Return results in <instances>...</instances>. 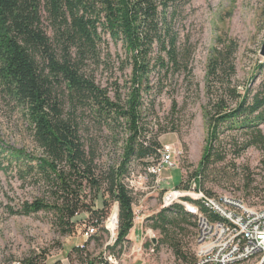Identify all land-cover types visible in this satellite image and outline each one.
<instances>
[{"label": "trees", "instance_id": "obj_1", "mask_svg": "<svg viewBox=\"0 0 264 264\" xmlns=\"http://www.w3.org/2000/svg\"><path fill=\"white\" fill-rule=\"evenodd\" d=\"M189 2L0 0V97L23 109L33 139L43 154L36 163L21 151H14L11 156L24 157L20 169L24 167L26 173L56 182L60 192L53 201L38 198L26 201L18 212L24 215L53 212L65 225L64 233H74L71 221L76 214L89 212L80 232L93 224L107 235L101 223L108 216L109 202L113 201L118 206L117 236L114 244L106 248L113 252L116 246L128 242L135 203L133 189L124 182L128 167L138 161L147 170L157 163L162 151L157 134L166 132L159 129L153 133L157 123L144 121L143 113L152 108V103L145 108L143 97L171 70H177L180 64L187 67L190 55L179 43L174 20ZM120 44L124 58L110 48ZM223 44L226 45L213 48L207 65L208 81L213 74L220 75L218 69L226 64L231 63V73L234 70L231 58L236 44L231 39ZM126 71L127 80L120 81ZM102 73H106L109 85H102ZM153 73L158 77L155 83H151ZM222 78L217 90L209 91L211 96L205 107L208 137L194 173L197 180L214 163L225 159L221 153L222 127L227 131L248 129L247 144L264 152V134L258 127L264 122V83L252 95L249 92L242 95L228 79ZM228 100L234 101L235 106L229 108ZM86 118L98 129L105 127L115 132L123 126L126 134L121 162L102 171V180L91 177L94 150L92 145L87 149L85 145L91 141L82 138ZM61 164L68 167V173L60 169ZM84 180L93 190L107 193L108 199H102L101 208L93 209L83 202L80 188ZM176 188L186 187L181 181ZM199 208L207 211L205 207ZM194 217L180 203L162 206L149 217L151 227L159 230L185 264H194L195 260L180 249L177 233H183L182 225ZM191 225L197 227V222ZM96 234L84 246H73L82 264H105L102 257H91L85 251L86 243ZM22 264L38 262L30 258Z\"/></svg>", "mask_w": 264, "mask_h": 264}, {"label": "rangeland", "instance_id": "obj_2", "mask_svg": "<svg viewBox=\"0 0 264 264\" xmlns=\"http://www.w3.org/2000/svg\"><path fill=\"white\" fill-rule=\"evenodd\" d=\"M174 30L178 33L179 43L190 55L187 67L180 64L177 70H171L150 94L143 97L145 108L152 103V108L143 113L144 121L157 123L153 133L165 129L166 132H158L157 138L162 149L165 146L171 148L174 166L165 167L156 182V176L148 173L138 161L129 165L124 182L133 189L137 215L131 238L113 251L121 264H185L159 230L151 227L149 220L162 209L164 200L167 202L175 197L171 203H189V200L176 197V193L168 195L169 192L178 190L182 193V190L194 188L214 196L240 198L254 207L264 205V152L247 144L248 129L227 131L222 127L221 153L225 159L200 175V181L194 176L208 137L204 112L211 96L209 91L217 90L221 74L222 79H228L242 95L245 92L252 95L264 83V58L259 53L264 38V0H190L175 18ZM230 39L236 44L231 58L233 72L231 63L226 64L218 69L219 76L213 74L208 81L207 65L213 56V48H221L226 45L223 41ZM110 48L124 58L121 44ZM125 73V77L120 76V81L127 80L128 71ZM156 80L157 74L153 73L151 83ZM102 85H109L106 73H102ZM227 105L232 108L235 102L228 100ZM63 112L65 116L69 114L67 108ZM86 119L88 123H84L82 138L90 140L85 147L88 149L92 145L94 150L91 177L102 180V171L121 162L126 134L123 126L112 132L105 127L98 129ZM258 127L264 134V122ZM14 151L29 155L34 163L43 155L33 139L23 109L0 97V157L3 159L0 169V264L13 261L22 264L30 258L36 259L38 264H82L73 252V246L84 241L80 230L89 212H80L72 218L74 233H64L65 225H61L53 212L39 211L30 215L18 212L26 201L37 198L53 201L54 195L58 196L60 192L56 182L53 184L44 176L26 173L23 166L20 169L18 166L22 165L24 157H12ZM24 162L26 164L27 160ZM60 169L65 173L69 171L65 164H61ZM181 181L186 188L177 189ZM80 192L83 202L93 209L101 208L102 199H108L106 192L93 190L86 180ZM188 192L193 193L192 190ZM183 196L191 202L189 195ZM116 208L115 202H109L108 215ZM196 218L186 220L182 225L185 231L177 233L180 249L193 260H196L197 227L191 223L196 224ZM109 233L106 235L99 230L86 245V253L103 258L109 251L106 248Z\"/></svg>", "mask_w": 264, "mask_h": 264}, {"label": "built area", "instance_id": "obj_3", "mask_svg": "<svg viewBox=\"0 0 264 264\" xmlns=\"http://www.w3.org/2000/svg\"><path fill=\"white\" fill-rule=\"evenodd\" d=\"M159 161L147 168V172L156 176L159 181L162 170L172 168L171 148L163 147ZM146 179L145 177H142ZM192 190L193 193L188 191ZM176 193V197L189 195L192 205L186 208L197 216L196 233V260L194 264H264V205L251 206L243 199L229 195L214 196L201 189L189 188L169 192L168 195ZM175 198V197H174ZM170 199L164 200L163 206L172 204ZM200 206L207 211L200 210ZM114 212V211H113ZM112 212V213H113ZM112 213L101 223L107 234H110L106 247L113 245L117 236L118 216L112 220ZM136 210L133 207V221L136 219ZM98 233V227L89 224L81 233L87 240ZM81 246H84L81 244ZM105 264H121L118 257L108 251L103 255ZM10 264H21L13 261Z\"/></svg>", "mask_w": 264, "mask_h": 264}, {"label": "bare ground", "instance_id": "obj_4", "mask_svg": "<svg viewBox=\"0 0 264 264\" xmlns=\"http://www.w3.org/2000/svg\"><path fill=\"white\" fill-rule=\"evenodd\" d=\"M181 204L184 206L186 210H188L185 205H192V201L190 202V199H189V203H181ZM114 219H116V210L112 213V220Z\"/></svg>", "mask_w": 264, "mask_h": 264}, {"label": "water", "instance_id": "obj_5", "mask_svg": "<svg viewBox=\"0 0 264 264\" xmlns=\"http://www.w3.org/2000/svg\"><path fill=\"white\" fill-rule=\"evenodd\" d=\"M259 53L264 58V38H263ZM116 210H117V216H118V206H117Z\"/></svg>", "mask_w": 264, "mask_h": 264}, {"label": "crops", "instance_id": "obj_6", "mask_svg": "<svg viewBox=\"0 0 264 264\" xmlns=\"http://www.w3.org/2000/svg\"><path fill=\"white\" fill-rule=\"evenodd\" d=\"M132 229H133V227H132ZM132 229L129 231V233H128V235H127V239H130L131 238V231H132ZM82 237V236H81ZM83 238V237H82ZM84 239V238H83ZM85 239H84V241H80L77 245H75V246H78V245H81V244H84L85 243ZM87 245H88V243H86Z\"/></svg>", "mask_w": 264, "mask_h": 264}]
</instances>
